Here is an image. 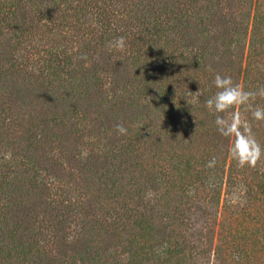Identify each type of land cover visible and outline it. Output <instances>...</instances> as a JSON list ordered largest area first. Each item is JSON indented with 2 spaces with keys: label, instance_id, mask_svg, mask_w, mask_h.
<instances>
[{
  "label": "trees",
  "instance_id": "16d2710c",
  "mask_svg": "<svg viewBox=\"0 0 264 264\" xmlns=\"http://www.w3.org/2000/svg\"><path fill=\"white\" fill-rule=\"evenodd\" d=\"M217 73L264 86V0H0V264H264Z\"/></svg>",
  "mask_w": 264,
  "mask_h": 264
},
{
  "label": "clouds",
  "instance_id": "9594fccd",
  "mask_svg": "<svg viewBox=\"0 0 264 264\" xmlns=\"http://www.w3.org/2000/svg\"><path fill=\"white\" fill-rule=\"evenodd\" d=\"M109 51L115 49L123 52L126 48V38L119 36L107 44ZM86 59V57H81ZM214 85L218 89L215 94L205 101V107L217 113L215 125L219 134L230 139L228 155L240 168L245 166L255 168L261 157L264 156V148L261 147L253 132L252 124L242 116L241 111H232L237 106H244L245 111H250L253 120L264 121V107H253L250 101L257 97L264 99V86L256 91H246L240 84H234L230 76H222L217 73L214 77ZM194 100L198 101L201 93H192ZM227 113V115H220ZM115 131L118 135H127V128L123 124H116ZM216 165V157H213L205 165L213 168ZM189 195H193V190H189ZM155 193L149 189L146 193V200L151 199ZM234 259H239L235 256Z\"/></svg>",
  "mask_w": 264,
  "mask_h": 264
}]
</instances>
